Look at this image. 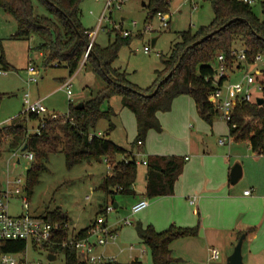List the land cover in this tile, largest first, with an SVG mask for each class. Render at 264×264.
I'll list each match as a JSON object with an SVG mask.
<instances>
[{
  "label": "trees",
  "instance_id": "1",
  "mask_svg": "<svg viewBox=\"0 0 264 264\" xmlns=\"http://www.w3.org/2000/svg\"><path fill=\"white\" fill-rule=\"evenodd\" d=\"M36 1L48 16L36 14L34 0H0V7L17 23L18 29L13 38L28 40L33 36L41 37L43 42L37 49L43 53L46 64L65 67L70 77L79 70L82 62L85 66L89 64L105 85L93 98L80 105L70 104L65 116L45 117L43 127H40L41 117L30 113L0 129V147L6 138L10 150H22L26 146L25 152L34 155L27 171L28 194L39 183L41 175L48 171L49 157L62 151L68 167L83 162L103 161L110 166L111 174H107L99 185L107 197L114 199L118 193L134 195L138 177L135 153L109 138L115 129L112 122L105 134L98 135L95 131L99 121L111 120L115 114L111 107L104 108V105L112 97H121L123 107L136 117L137 136L134 143L143 142L151 130L161 132L157 114L170 111L173 101L183 95L194 99L199 116L211 125L219 116L210 98L216 88L214 78L218 56L223 55L229 66L235 62L232 51L238 47L247 50L249 64L258 54L264 56V21L257 17L252 6L242 0H206L213 7L212 22L194 32L191 29L182 31L179 40L163 60V69L156 71V80L151 86L142 88L131 82L128 74L114 65L121 47L128 43L130 37H123L121 32H117L116 40L108 46L101 47L94 43L84 61L91 32L81 22L82 0ZM171 1L149 0L146 20H152L158 13H169ZM0 60L3 62V56ZM29 121L38 122L39 133L29 131ZM227 123L233 142L248 143L253 152L264 154V102L260 105L256 102L237 105ZM146 162V197L152 199L172 195L175 182L185 166V159L154 155L148 157ZM42 216L62 225L68 223L61 209ZM88 229L89 226L78 231V236L84 237ZM136 230L151 252L152 264H175L178 259L172 254V242L198 237L200 223L195 227L171 224L160 232L152 225L138 223ZM65 236L61 232L56 242H61ZM27 245V241H5L3 250L20 253L26 250ZM52 247L64 254L65 264H88L75 249L63 248L59 244Z\"/></svg>",
  "mask_w": 264,
  "mask_h": 264
},
{
  "label": "rangeland",
  "instance_id": "2",
  "mask_svg": "<svg viewBox=\"0 0 264 264\" xmlns=\"http://www.w3.org/2000/svg\"><path fill=\"white\" fill-rule=\"evenodd\" d=\"M149 0H129L121 10H113L111 18L104 21L101 29L95 36V43L101 47L108 46L116 40L117 32L115 26H119L122 18L123 30L132 31L128 43L124 44L115 61V67L128 74L131 82L142 88H147L156 80V71L163 69V60L168 56L175 42L179 40L182 31L191 29L193 32L202 26H208L213 18L214 11L210 2L206 0H172L169 6L171 17L170 25L167 28L159 29V20L154 17L147 21L148 11L146 5ZM107 0H82L80 9L82 11L81 22L84 28L90 32H96L99 26ZM36 14L48 16L49 14L34 0ZM258 18L264 21V0H257L252 6ZM132 22L137 23V28L132 26ZM147 24H152L157 31L137 32L144 30ZM18 26L15 19L5 13L0 7V128L9 125L15 119H21L26 110L24 104L25 95L29 94L32 101L45 98L43 105L48 113H57L65 116L69 112L70 104L75 105L80 100H89L103 88V82L90 69L89 64L79 68L80 72L71 80V96L69 97L67 87L62 88L64 79L70 78L68 69L57 67L55 64H46L44 57L37 47L43 42L39 36L31 39H15L13 35L17 32ZM157 38V43L152 47V39ZM150 47L149 53H144V47ZM240 48H236L239 50ZM87 57L84 55V61ZM264 64L261 63L243 64V67L233 73H229V81L236 82L249 72H256ZM32 65L37 71V82L30 79L29 66ZM64 82V83H63ZM186 96H180L183 99ZM176 98V99H178ZM187 98V97H186ZM191 98V97H189ZM175 99V100H176ZM111 107L115 114L111 121L116 125V129L110 137L125 146L136 136V117L128 109L122 107L120 96L112 97L104 108ZM192 127L190 129L184 125L177 126L162 134H152V146L154 149L166 147L178 152V155L187 153L184 148V140L187 131L195 133L197 123L189 119ZM110 121L102 119L97 124L96 132L107 128ZM223 123H225L223 121ZM189 124V123H188ZM28 129L34 132L38 127L37 121H29ZM188 131V132H189ZM187 138V137H186ZM193 139V137H192ZM8 139L3 140L0 147V189L4 188L8 180L21 178L27 182V171L33 161L26 158L27 152L18 151L20 162L16 163L14 157L15 150L8 147ZM194 141L196 138L194 137ZM210 145L214 149H221L215 138H209ZM220 151V150H219ZM221 152V151H220ZM189 154V153H187ZM189 156H192L189 154ZM139 160L138 172L139 181L136 183L137 191L141 190L142 172L146 168L142 160L145 153L142 148L138 151ZM187 163V162H186ZM48 171L44 172L35 185L31 194L25 192L13 198L9 204L13 215L23 213V197L29 202V211L34 215H44L47 212L61 209L66 215L69 223V230L78 232L88 227L99 216H105L106 227L118 234L115 243H108L98 250L105 252L110 257H114V264H152V256L149 248L140 242L137 235L136 226L138 223H150L152 212H154L156 202L147 198L151 203L150 207L132 214L133 201L138 195L116 194L114 201L119 203V207L109 213H100V206L113 201L99 189L103 178L111 172L105 161L103 162H83L73 167H68L65 155L58 151L51 155L47 161ZM89 197V198H88ZM164 201V200H163ZM159 203V202H157ZM131 220V225H125L126 220ZM156 228V226H155ZM116 229V230H115ZM257 234V229L254 230ZM253 235V236H254ZM237 243H235L236 246ZM130 246H134L135 251L130 252ZM234 247H210L200 240L183 239L173 245L174 256L178 258L175 264H227V259L233 253ZM218 249L220 259L213 261L210 259L211 250ZM144 251V254H141ZM109 252V253H108ZM53 253L56 260L49 259V254ZM27 259L40 264H65L64 254L55 247L33 248L30 244L27 250ZM242 257L244 264H264V231H261L253 243L246 240L242 245Z\"/></svg>",
  "mask_w": 264,
  "mask_h": 264
},
{
  "label": "crops",
  "instance_id": "3",
  "mask_svg": "<svg viewBox=\"0 0 264 264\" xmlns=\"http://www.w3.org/2000/svg\"><path fill=\"white\" fill-rule=\"evenodd\" d=\"M121 21L124 23L125 17ZM40 54L43 56L42 52ZM79 72L80 70L74 74L73 78ZM70 78L72 80V76ZM65 81L67 80L64 79ZM102 82L105 85L103 80ZM184 96L187 98L179 99V97L173 101L170 111L157 114L162 131H149L141 147L134 143L137 136V121L136 136L128 145L119 144L109 135L113 142L129 152L137 153L142 148L145 153V160L150 156L162 155L181 157L187 162L175 182L174 193L152 198L158 204L154 212H152L151 217L153 218L150 223L141 224L144 226L152 225L154 228L156 226L155 230L160 232L166 230L171 224L180 227H195L200 223L198 237L184 239L200 240L206 245H210V247H234L242 236H244L243 243L246 240L253 243L260 232L264 231V154L258 155L253 152L248 143L233 142L230 138L228 123L219 116L214 119L211 125L205 122L198 114L194 99L192 97L189 98L190 96L188 95ZM39 100L44 102L45 98ZM84 101L87 100H80L75 105H80ZM190 118L197 123V128L195 133L188 130L187 138L185 137L183 140L185 142L184 148L192 156L187 153L178 155V152L165 146L160 149H154L152 146V134L157 133L162 138L164 136L162 134H166L165 132L169 129L170 131L173 128L176 129L179 125H184L190 129L192 127L189 122ZM109 121L112 122L111 120ZM108 127L97 133L105 134ZM194 137L196 141H194ZM209 138H215L218 141V145L221 146V149H219L221 152L211 147ZM236 164L241 166L242 176L236 184H232L230 182V172ZM146 172L147 169L145 168L141 174V190L137 191L138 172L134 185L135 194L138 196L132 204L148 198L146 197ZM247 190L250 191L249 195L245 194ZM191 201L195 202L191 203ZM109 204L116 205V209L119 207V203L113 199L111 203L107 202L106 205H101L100 211ZM150 205L151 203L149 202L148 207ZM256 229L257 234L254 235L253 233ZM138 239L144 244L139 236ZM179 240L172 242L170 246L173 256L174 250L172 247ZM175 258L178 259L177 257Z\"/></svg>",
  "mask_w": 264,
  "mask_h": 264
},
{
  "label": "built area",
  "instance_id": "4",
  "mask_svg": "<svg viewBox=\"0 0 264 264\" xmlns=\"http://www.w3.org/2000/svg\"><path fill=\"white\" fill-rule=\"evenodd\" d=\"M128 1L129 0H107L104 12L100 17L97 31L89 34L90 42L87 46L85 57L88 56L92 49V46L95 43V36L101 29L104 21L111 18L113 10H121ZM242 1L253 6L257 0ZM155 17L159 20V29L169 27L170 15L168 13H158ZM122 24L121 21L119 26L114 27V30H119L123 37H130L133 32L130 30H123L121 27ZM132 26L137 28V23L132 22ZM140 31L144 34L147 31H157V29L154 28L152 24H147L144 30H139L137 32ZM149 52L150 47L145 46L144 53L147 54ZM232 55L235 57L233 66H229L223 55L218 56L216 62V75L214 78L216 88L210 95L212 103L219 112V117L225 122L231 120L237 105L256 102L257 98L262 97L264 89V64H262V67L256 72H249L236 82L229 81V73L239 70L243 67V64L249 65L247 62V50L245 47H241L239 50L233 49ZM263 59L264 56L258 54L251 64L261 63ZM29 73L32 76H35L30 80L37 82V71L34 66H29ZM64 87H67V89L69 88L67 93L70 97L71 79L63 84L62 88ZM24 104L26 105L24 114L34 113L41 117L40 127L44 126L45 117L51 116L52 118H57L58 116L57 113H48L42 100L32 101L29 94L25 95ZM34 132H40L39 126ZM221 143H223V141H221ZM137 145L141 147L143 142L138 141ZM18 151L20 150H15L14 152L17 164L20 162V158L17 155ZM135 155L137 157L138 152L135 153ZM26 158L33 161L34 155L32 153H27ZM139 163L140 162L137 158V164ZM142 163L143 165L147 164L145 159L142 160ZM26 186L27 183L18 177L13 180H8L6 186L0 189V264H40L27 259L26 255L30 244L33 248L45 247L46 245L55 246L59 244L63 248L75 249L88 264H113L116 262L114 257H110L104 252L98 250L110 242L115 243L118 238L117 233L106 227L105 216L96 217V219L90 224L87 234L84 237H79L78 232L69 230V223L62 225L57 221H49L45 216L31 214L29 211V202L25 196L22 201L24 212L19 215H13L10 211L9 204L13 198L18 197L23 193L25 194V192L27 193ZM245 194L249 195L250 191H245ZM194 202L195 201H191V203ZM148 206L149 201L147 199H142L132 206V214H137L148 208ZM114 210V205L109 204L105 206L102 213L107 215ZM131 224V220L128 219L125 221V225ZM61 232L66 236L61 242H56V239H58ZM5 241H27L28 245L24 252H9L3 250V242ZM129 250L131 253L134 252V246H130ZM141 254H144V251H141ZM219 257V250L212 249L210 259L217 261Z\"/></svg>",
  "mask_w": 264,
  "mask_h": 264
},
{
  "label": "water",
  "instance_id": "5",
  "mask_svg": "<svg viewBox=\"0 0 264 264\" xmlns=\"http://www.w3.org/2000/svg\"><path fill=\"white\" fill-rule=\"evenodd\" d=\"M157 38L152 39V47L156 45ZM264 99L262 97L257 98L256 103L262 104ZM27 147L25 146L21 151L25 152ZM19 162V161H18ZM242 176V168L239 164H236L230 172V182L232 184H236ZM116 208V205L114 206ZM244 236H242L236 245L233 253L227 260V264H244L243 257H242V244H243ZM49 259L54 261L56 260V256L54 254H49Z\"/></svg>",
  "mask_w": 264,
  "mask_h": 264
}]
</instances>
